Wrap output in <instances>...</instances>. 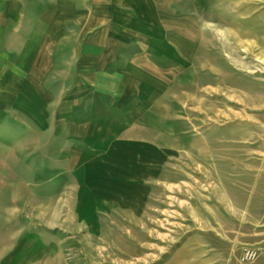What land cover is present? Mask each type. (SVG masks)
I'll use <instances>...</instances> for the list:
<instances>
[{
	"label": "rangeland",
	"instance_id": "1",
	"mask_svg": "<svg viewBox=\"0 0 264 264\" xmlns=\"http://www.w3.org/2000/svg\"><path fill=\"white\" fill-rule=\"evenodd\" d=\"M142 2L139 33L102 24L92 50L63 20L32 66L0 67V264H254V228L222 241L190 211L211 172L246 202L264 176V0ZM146 148L164 182L100 204L94 174H139Z\"/></svg>",
	"mask_w": 264,
	"mask_h": 264
},
{
	"label": "crops",
	"instance_id": "2",
	"mask_svg": "<svg viewBox=\"0 0 264 264\" xmlns=\"http://www.w3.org/2000/svg\"><path fill=\"white\" fill-rule=\"evenodd\" d=\"M138 1H143V4L148 2V0H0V67L20 68L32 66L37 57L36 52L50 50L52 36L62 33L63 20L70 19V24L81 28L82 35L93 36L88 41L93 44L92 50L95 48L96 43L95 34H101L100 28L102 26L106 29L104 33L109 35L111 33H139L140 31H134L133 29L148 26V20L144 21L142 19L143 15L141 14V16L138 13L136 6ZM149 9L152 10V8ZM17 34L21 35L18 36ZM9 35L12 36L7 39V43H15L16 45L14 47H3L1 45V42H4L2 37ZM13 36L16 37L13 38ZM10 50L17 51V56L9 54ZM122 126L123 123L117 121L111 125V130H121ZM99 127L101 126L97 128ZM98 130L105 132L90 138L91 144L94 143V146H99L98 142L102 143V141H105L104 146H110L114 138L115 141L117 140L118 132L111 134L103 126ZM139 145L141 146L140 143ZM139 145L136 146L140 147ZM152 151L153 153H150V149L147 148L143 150L142 157L144 161L139 174L132 172L130 175L122 176L113 172L109 175L95 173L94 178H99L98 180L94 179L97 192H107L109 194L108 200L104 199L99 203H105L106 201L107 203H121L120 201L124 197L119 199V195L133 196L132 188L138 186L137 180L145 179L146 183H141L140 187L142 186L143 189L146 188L147 190L151 189L154 180L155 183L164 182L159 171V164L164 162V156L158 154V148L157 150L152 149ZM114 167L116 168V165L112 169ZM118 167L121 168L120 170H124L122 162L119 163ZM207 177L208 181L205 182V186L210 193H206V198L213 200L212 203L205 200L203 214L198 208L190 211V217L194 221L192 225L204 227L207 237L214 238L216 236L222 241L227 237L229 240L242 243H249L243 237L245 228H254L252 229V235L255 236L250 241L252 245H255L252 247L259 250V257L254 264H264V176L254 184L253 192L250 193L247 202L243 198L245 192L243 187L238 188L241 191V197L234 199L222 182L212 181V172ZM211 191L214 193L211 194ZM232 227L236 229H226ZM229 254L230 256H228ZM228 255L227 258L231 257V253L228 252Z\"/></svg>",
	"mask_w": 264,
	"mask_h": 264
},
{
	"label": "built area",
	"instance_id": "3",
	"mask_svg": "<svg viewBox=\"0 0 264 264\" xmlns=\"http://www.w3.org/2000/svg\"><path fill=\"white\" fill-rule=\"evenodd\" d=\"M259 257V250L256 247H245L242 253L241 260L243 262H253Z\"/></svg>",
	"mask_w": 264,
	"mask_h": 264
}]
</instances>
